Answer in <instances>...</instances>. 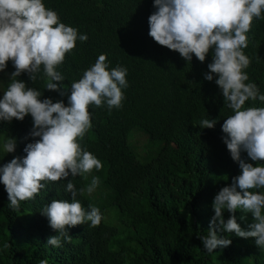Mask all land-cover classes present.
<instances>
[{
    "label": "trees",
    "instance_id": "obj_1",
    "mask_svg": "<svg viewBox=\"0 0 264 264\" xmlns=\"http://www.w3.org/2000/svg\"><path fill=\"white\" fill-rule=\"evenodd\" d=\"M42 2L57 12L62 23L88 39L77 40L57 68L65 79L53 83L64 85L69 91L64 96L45 90L43 66L34 82L26 73L18 80L40 91L41 100H63L68 106L72 83L82 78L99 55L107 54L108 70L117 65L127 69L128 87L122 89L125 99L120 109L109 111L106 104L88 109L92 127L79 143L102 162L101 170L93 169L86 177L44 181L46 187L15 210L0 183V264H39L42 259L49 264H264V250L254 238L220 232L218 236L230 239L231 244L212 254L199 239L207 235L215 196L241 174L221 130L232 111L215 83L218 77L214 75L211 82L204 79L212 51L203 63L193 55L187 64L179 53L156 44L148 35V17L156 11L154 0ZM247 36L248 47L243 50L251 60L245 69L247 82L255 83L264 94V18L253 19ZM7 64L2 97L15 71L11 61ZM245 107H264V103L246 101ZM207 118L217 121L212 129L201 127ZM32 125L30 115L23 121H0V167L26 155L25 146L35 142L29 135ZM135 133L145 137L139 152L132 143ZM7 138L16 141L13 153L3 151ZM241 159L254 167L264 166V161L253 162L244 152ZM94 176L99 177V186L91 194L81 192ZM71 179L76 199L86 211L90 206L99 208L103 219L97 227L90 221L66 226L71 241L62 240L63 247L54 249L47 240L58 233L41 213L53 200L71 202V193L66 191ZM230 215H235L243 230L253 223L251 213L225 210V222Z\"/></svg>",
    "mask_w": 264,
    "mask_h": 264
},
{
    "label": "clouds",
    "instance_id": "obj_2",
    "mask_svg": "<svg viewBox=\"0 0 264 264\" xmlns=\"http://www.w3.org/2000/svg\"><path fill=\"white\" fill-rule=\"evenodd\" d=\"M153 7L156 11L148 17V35L159 46L179 53L187 64L193 55L203 63L211 50L212 62L204 79L211 82L214 75L218 77L215 83L232 111L221 130L226 134L223 143L231 159L239 164L241 174L215 196L214 216L207 235L199 237L203 248L212 254L217 248L228 247L231 240L218 236L223 232L243 239L254 238L256 246L264 250V166L254 167L241 159L244 152L253 162L264 161V107H245L246 101L264 103V94H260L255 83L247 82L245 69L251 60L243 51L248 47L247 33L253 19L264 18V0H154ZM87 39L86 34L62 23L57 12L46 8L42 0H0V72L6 70L8 61L15 69L0 99V121H23L30 115L33 125L29 135L35 141L25 146L24 157H14L0 167V183L14 210L19 209L20 202L34 199L46 187L44 181L86 177L93 169L99 171L103 167L79 141L92 127L90 105L99 108L106 104L109 111L122 107V89L128 87L127 69L117 65L108 70L107 54L99 55L82 78L72 83L68 106L63 100H41L40 91L17 79L26 73L34 82L43 66L47 77L45 90L64 96L69 92L64 85L53 83L65 79L57 68L66 54L75 49L77 40ZM216 123L203 119L201 127L212 129ZM2 147L5 154L13 153L15 139L7 138ZM99 184V177L94 176L87 188L80 191L91 194ZM66 191L71 193L70 203L53 200L41 213L58 233L47 240V245L54 249L63 247L62 240L71 241L66 226L90 221L92 227H97L103 219L99 208L90 206L86 211L76 199L73 179L68 180ZM225 210L230 214L238 210L251 213L253 223L243 230L235 215L225 222ZM39 264L49 261L42 259Z\"/></svg>",
    "mask_w": 264,
    "mask_h": 264
},
{
    "label": "rangeland",
    "instance_id": "obj_3",
    "mask_svg": "<svg viewBox=\"0 0 264 264\" xmlns=\"http://www.w3.org/2000/svg\"><path fill=\"white\" fill-rule=\"evenodd\" d=\"M8 66L9 65L7 64V68L4 72H0V99L2 97L3 83L5 79L8 77V71H9ZM132 143L135 146L136 150L139 152L145 143V137L140 135L139 133H135L132 137ZM104 221L107 222V218L105 216H104Z\"/></svg>",
    "mask_w": 264,
    "mask_h": 264
}]
</instances>
